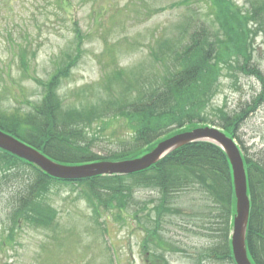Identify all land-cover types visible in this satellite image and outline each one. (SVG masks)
<instances>
[{
    "label": "rangeland",
    "instance_id": "374dc122",
    "mask_svg": "<svg viewBox=\"0 0 264 264\" xmlns=\"http://www.w3.org/2000/svg\"><path fill=\"white\" fill-rule=\"evenodd\" d=\"M229 1L231 7L238 5L244 12L256 1L264 3ZM207 3L208 0H0V107L8 112L28 111L30 104L41 99L45 82L65 65L69 76L60 80L58 88L64 107L89 109L100 97L132 92L114 80H123L120 73L128 79L130 74L125 72L129 70L138 75L144 70L147 75L163 71L164 62L152 56L154 47L178 33L190 11L218 28ZM249 27L253 28L249 34L252 59L264 72V31L261 25L250 23ZM219 82L208 108L211 118L216 109L235 110L261 90L255 76L226 67ZM107 84H111V91ZM110 123L107 133H101L99 145L97 139V152H108L114 146V137L124 131L119 122L111 119ZM92 126L89 132L94 127L98 129V121ZM238 134L242 151L264 162V103L247 118ZM34 176L30 172L29 177ZM1 180L0 264H199L201 253L212 242L211 236L199 229L203 225L199 218H204L202 212L207 211L206 201L198 192L178 195L174 205L182 213L170 212L161 219V213L155 216L159 197L155 190L138 188V204L127 209H119L116 201L107 207L98 199L96 210L82 187L54 182L46 187L42 199L56 211L57 226L43 229L22 217L13 221L21 179L12 188L13 182L2 185ZM148 212L153 218L151 224ZM202 261L231 264L206 258Z\"/></svg>",
    "mask_w": 264,
    "mask_h": 264
},
{
    "label": "trees",
    "instance_id": "16d2710c",
    "mask_svg": "<svg viewBox=\"0 0 264 264\" xmlns=\"http://www.w3.org/2000/svg\"><path fill=\"white\" fill-rule=\"evenodd\" d=\"M207 4L208 13L218 22V28L190 11L179 25L178 33L167 36L154 47L152 56L155 61L164 62L163 71L147 75L141 70L138 75L129 70L125 72L130 74L128 79L118 73L123 80L114 82L132 92L100 97L89 109L64 107L58 88L60 80L69 76L65 65L45 82L41 99L30 104L28 111L8 112L0 107V129L67 165L136 158L167 137L207 124L220 127L241 143L239 129L264 103V72L254 64L249 49V34L253 29L249 24L261 25L264 31V3L254 2L248 12L238 5L231 7L229 0H208ZM225 67L255 76L261 90L235 110L216 109L211 118L208 108ZM107 86L111 91V84ZM111 119L119 122L124 131L114 137V146L108 152H97L94 150L97 139L99 145L101 133H107ZM95 121L98 129L94 127L89 132ZM243 155L251 201L247 248L253 264H264V162L246 153ZM30 172L35 174L34 178L29 177ZM232 176L226 152L208 141L182 146L138 173L75 181L50 177L37 166L0 149L1 184L10 186L13 182L12 188L14 183L19 184L18 179L22 183L11 218L17 221L22 217L43 229L57 226L56 211L42 199L46 187L54 182L82 187L89 204H96V210L98 199L107 207L116 201L119 209H127L138 204L135 198L138 188L155 190L159 194L155 216L159 212L161 219L167 213L181 212L174 205L178 195L198 192L206 201L207 211L202 212L204 218L198 217L203 222L199 229H204L212 239L201 253L199 264H203V258L236 264L231 245L236 213ZM146 216L150 217L151 224L153 218L149 212Z\"/></svg>",
    "mask_w": 264,
    "mask_h": 264
},
{
    "label": "water",
    "instance_id": "95a60500",
    "mask_svg": "<svg viewBox=\"0 0 264 264\" xmlns=\"http://www.w3.org/2000/svg\"><path fill=\"white\" fill-rule=\"evenodd\" d=\"M208 141L219 145L227 154L236 197L231 245L236 264H253L247 248V228L251 201L248 193L247 170L243 153L234 138L216 126H200L170 136L148 153L132 159L96 161L80 165L56 162L34 146L0 129V149L37 166L50 177L75 181L96 176L130 175L158 163L162 158L187 144Z\"/></svg>",
    "mask_w": 264,
    "mask_h": 264
}]
</instances>
